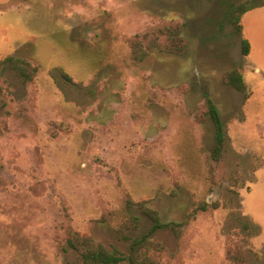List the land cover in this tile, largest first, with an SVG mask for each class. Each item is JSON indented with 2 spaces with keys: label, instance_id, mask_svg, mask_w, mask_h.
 I'll use <instances>...</instances> for the list:
<instances>
[{
  "label": "rangeland",
  "instance_id": "1",
  "mask_svg": "<svg viewBox=\"0 0 264 264\" xmlns=\"http://www.w3.org/2000/svg\"><path fill=\"white\" fill-rule=\"evenodd\" d=\"M246 1L0 0V62L39 67L29 85L0 77V264H83L68 228L128 256L152 223L126 195L186 223L152 235L161 264H264V12L245 20L255 60L227 16ZM163 28L186 51L134 61L131 40ZM234 69L248 98L224 82ZM206 96L227 127L219 163Z\"/></svg>",
  "mask_w": 264,
  "mask_h": 264
},
{
  "label": "trees",
  "instance_id": "2",
  "mask_svg": "<svg viewBox=\"0 0 264 264\" xmlns=\"http://www.w3.org/2000/svg\"><path fill=\"white\" fill-rule=\"evenodd\" d=\"M263 7L264 0H247L239 5L231 3L227 8L228 20L236 27L238 33L243 36L242 19L244 15ZM185 46L186 42L179 34L177 28H163L158 32L153 31L143 36L134 37L131 40L132 59L137 63H141L156 51L181 55L186 51ZM250 52L251 44L248 39L243 38V56L248 58ZM7 70L12 72L15 80L22 82L24 85H29L37 77L39 67L24 58L10 56L0 62V77H3ZM62 76L66 81L72 82L68 74L62 73ZM224 82L235 90L246 94V98L249 97L246 79L239 69L227 72L224 76ZM204 108L215 127V147L211 158L213 162L219 163L227 142V127L218 108L208 96H206ZM125 203L129 212L137 208L152 223L149 233L135 239L131 245L129 255L126 256L117 249L110 250L101 244H97L91 235L82 234L72 228H68L65 238L67 247L79 255L83 264H122L125 262L128 264H161L157 254L164 252L165 247L154 242L152 235L158 231L167 230L180 238L186 228V223L184 222H164L159 212L148 206V202H135L129 195H126ZM214 208H218V205H214ZM208 209L209 205L204 203L195 210L194 215H196V212H206ZM111 215L114 216V213H111ZM103 220L105 221L102 222H107L108 218ZM119 227L120 233L126 232L129 230L128 228L138 229L140 227L139 219L131 216L125 222L120 223Z\"/></svg>",
  "mask_w": 264,
  "mask_h": 264
},
{
  "label": "crops",
  "instance_id": "3",
  "mask_svg": "<svg viewBox=\"0 0 264 264\" xmlns=\"http://www.w3.org/2000/svg\"><path fill=\"white\" fill-rule=\"evenodd\" d=\"M261 12H264V7L248 12L247 14L244 15V17L242 19L243 35H245V37H247L246 39H248L250 44H251V52H250L248 58H251V59L253 58L254 60H255L254 38L250 33L249 34L247 33V23L245 22V20L253 13H261ZM261 26H262L261 29H264V23H261ZM260 177H261V173H259V179H260ZM253 190L254 189H252L251 193L253 192ZM250 217H251V220L253 222H255L256 224H258L259 227L261 228V230H260L261 235L259 236L260 240H261V243H260L261 246L260 247H264V216L262 214L258 215V214L253 212L252 215H250Z\"/></svg>",
  "mask_w": 264,
  "mask_h": 264
}]
</instances>
